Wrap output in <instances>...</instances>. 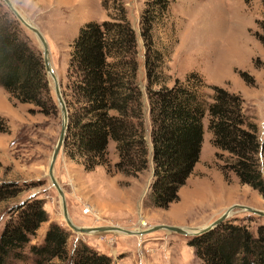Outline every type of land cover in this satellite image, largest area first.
<instances>
[{"label": "rangeland", "instance_id": "obj_1", "mask_svg": "<svg viewBox=\"0 0 264 264\" xmlns=\"http://www.w3.org/2000/svg\"><path fill=\"white\" fill-rule=\"evenodd\" d=\"M10 1L45 37L67 106V100H71L68 67L72 45L80 28L91 21H109L111 15H123L124 10L135 32L137 81L142 93L146 140L150 147L149 165L138 175L115 171L118 154L116 144L110 140L107 150L110 165L87 171L81 162L70 158L65 142L56 161L54 176L64 191L68 212L75 225L118 226L128 230L150 229L158 225L202 229L233 205L264 211V196L242 184L231 170L230 154L213 146L208 112L203 120L204 142L200 160L180 189L179 201L167 209L153 205L150 194L154 179L153 150L146 47L141 27L147 0ZM0 9L18 20L2 0ZM166 16L152 30L151 53L162 55L159 85L153 89L172 87L177 80L186 82L191 75H196L198 78L191 79L208 104L213 102L211 87L238 95L243 100L244 114L258 125L259 139L263 143L264 0H175ZM18 25L30 39L33 49L43 57V47L36 35L24 25ZM46 75L52 97L48 115L42 114L33 104L12 100L0 86V185L21 189L15 197L0 203V236L8 223L18 219L23 204L34 200H43L48 219L20 250L22 259L9 258L8 263L35 264L31 247L41 245L48 228L58 224L69 233L70 253L76 247L86 245L108 254L113 264H203L190 246L194 237L165 230L143 236L117 232L79 234L67 225L61 198L49 177L62 118L53 81ZM259 158L264 176L263 152ZM227 221L247 225L255 236L259 226L264 225V217L240 209H235Z\"/></svg>", "mask_w": 264, "mask_h": 264}, {"label": "trees", "instance_id": "obj_2", "mask_svg": "<svg viewBox=\"0 0 264 264\" xmlns=\"http://www.w3.org/2000/svg\"><path fill=\"white\" fill-rule=\"evenodd\" d=\"M174 2L147 0L141 20L154 165L150 186L153 205L167 209L179 201L180 189L200 160L207 112L213 146L230 154L231 170L242 184L264 196L259 158L260 152L264 157V140L259 139L255 121L244 114L240 96L211 87L213 102L208 104L191 79L198 78L196 75L186 82L177 80L172 87L153 89L159 85L162 55L151 53L152 30L167 17ZM17 22L0 9V86L12 100L33 104L48 115L52 97L43 57ZM72 47L68 67L71 100L66 99L70 125L65 145L70 158L81 162L87 171L108 167L107 150L112 140L118 154L115 171L142 173L149 165L150 147L137 81L136 36L124 10L123 15H111L109 21L86 23ZM20 192L17 186L0 185V203ZM47 221L43 200L23 204L18 219L8 223L0 236V264H9V258L22 259L20 250ZM68 238V231L52 224L43 243L31 247L34 263L113 264L108 254L86 245L70 253ZM190 246L203 264H264V225L255 236L247 225L226 221L194 237Z\"/></svg>", "mask_w": 264, "mask_h": 264}, {"label": "water", "instance_id": "obj_3", "mask_svg": "<svg viewBox=\"0 0 264 264\" xmlns=\"http://www.w3.org/2000/svg\"><path fill=\"white\" fill-rule=\"evenodd\" d=\"M2 1L7 5V7L10 9V11L13 13V15L18 19V21L22 25H24L28 30H30L32 33H34L36 35V37L38 38V40L40 41V43L42 44V47H43V61H44L45 70H46V73L51 77V79L53 81L54 92H55L57 103L60 107L61 118H62L61 131H60L59 138H58L57 144L54 148V151H53V154L51 157V161H50L49 177H50V180L52 182V185L55 187V189L57 190V192L61 198L63 217H64L67 225L74 232L79 233V234L117 232V233L125 234L128 236H143L144 234H149V233H152V232L157 231V230H165V231H169V232L179 233V234L185 235V236L197 237V236H201V235L213 230L214 228L222 225L223 223H225L229 219V217L232 216L233 211L235 209H240L242 211H246V212L264 217V211L257 210V209H254V208H251L248 206L233 205L232 207H230L227 210V212H225L223 215H221L218 219H216L214 222L210 223L209 225L203 227L199 232H196V233H190L185 228L168 226V225H158V226H154L148 230H142V231L128 230V229L118 227V226L79 227V226L75 225L73 223L72 219L70 218V215L68 212V206H67V201H66L64 191L54 176V168L56 165V161H57L58 156H59V154H60V152H61V150L64 147L65 142H66L67 133H68L69 125H70V116H69L68 106H67L66 101L64 99V96L62 94L60 81H59L58 77L56 76V73H55L53 65H52L49 45H48L45 37L40 32V30L38 28H36L35 26H33L32 24H30L19 13V11L15 8L14 4L10 0H2Z\"/></svg>", "mask_w": 264, "mask_h": 264}, {"label": "bare ground", "instance_id": "obj_4", "mask_svg": "<svg viewBox=\"0 0 264 264\" xmlns=\"http://www.w3.org/2000/svg\"><path fill=\"white\" fill-rule=\"evenodd\" d=\"M142 225H145V223H142ZM143 230H148V229H143ZM200 230L201 229L199 228V229H188L187 231L190 232V233H196V232H199ZM139 231H142V230H139ZM93 234H96V233H93Z\"/></svg>", "mask_w": 264, "mask_h": 264}]
</instances>
